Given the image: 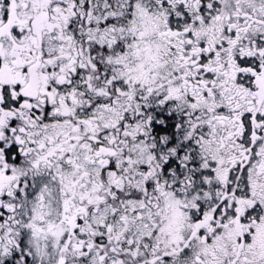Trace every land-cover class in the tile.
I'll list each match as a JSON object with an SVG mask.
<instances>
[{
  "label": "snow or ice",
  "instance_id": "6c2138e0",
  "mask_svg": "<svg viewBox=\"0 0 264 264\" xmlns=\"http://www.w3.org/2000/svg\"><path fill=\"white\" fill-rule=\"evenodd\" d=\"M0 264H264V0H0Z\"/></svg>",
  "mask_w": 264,
  "mask_h": 264
}]
</instances>
